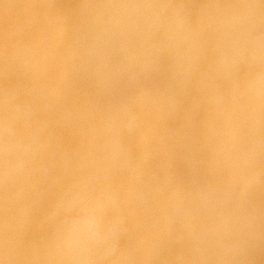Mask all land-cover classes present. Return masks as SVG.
Wrapping results in <instances>:
<instances>
[{"label":"rangeland","instance_id":"rangeland-1","mask_svg":"<svg viewBox=\"0 0 264 264\" xmlns=\"http://www.w3.org/2000/svg\"><path fill=\"white\" fill-rule=\"evenodd\" d=\"M248 5L262 36V0H0V61L6 46L32 57L41 92L21 129L32 137L13 185L30 206L21 215L56 207L64 233L104 223L136 243L178 223L242 235L240 255L207 264H264V61L234 28ZM184 157L199 170L176 167L173 181L167 165ZM4 196L0 184V227ZM195 259L173 243L139 264ZM19 264L65 261L42 246Z\"/></svg>","mask_w":264,"mask_h":264},{"label":"clouds","instance_id":"clouds-1","mask_svg":"<svg viewBox=\"0 0 264 264\" xmlns=\"http://www.w3.org/2000/svg\"><path fill=\"white\" fill-rule=\"evenodd\" d=\"M252 8L248 5L235 10L234 28L253 59L264 61V35H255L249 29ZM34 67L32 57L6 46L0 61V77L4 80L0 87V184L5 190L2 204L5 222L0 227V255L5 260H0V264H19L21 257L40 252L42 246L49 255L62 258L65 264H139L140 257L162 255L173 243L183 245L196 258L194 264H207L205 258L212 254L235 256L244 251L242 235L223 240L206 232L185 233L179 223L154 241L136 243L119 238L111 226L104 223H99L92 234L64 233L53 223L58 212L56 207H31L26 215H21L23 209L30 206L27 200L24 203L15 200L13 185L19 175L17 162L32 141L28 132L21 129L26 116L41 98L40 85L28 75ZM258 79L264 80V69L260 70ZM179 166L196 173L199 161L184 157L169 162L167 167L173 181L176 179L174 169Z\"/></svg>","mask_w":264,"mask_h":264}]
</instances>
